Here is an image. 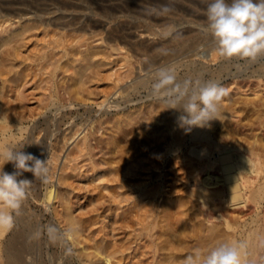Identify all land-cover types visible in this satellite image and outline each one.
<instances>
[{
  "label": "rangeland",
  "instance_id": "rangeland-1",
  "mask_svg": "<svg viewBox=\"0 0 264 264\" xmlns=\"http://www.w3.org/2000/svg\"><path fill=\"white\" fill-rule=\"evenodd\" d=\"M9 1L0 0V23L8 19L3 25L10 30L2 35L0 29L3 41L10 36L0 45V117L9 119L0 143L47 159L52 179L44 184L31 173L21 177L33 179L32 194L15 228L0 234V263L10 264L6 245L26 256L16 264H182L195 249L207 252L224 242L223 225L214 231L218 238L200 232V210L188 202L183 179L189 160L180 157L182 150L169 152L172 132L180 128L174 117L183 113L152 96L153 75L172 67L181 81L225 87L221 114L208 130L222 143L264 155V57L249 62L216 55L204 31L212 0ZM3 167L15 171L11 163ZM157 174L164 191L153 207L169 197L183 205L173 234L165 221L156 225L153 239L163 247L152 263V255L143 253L145 238L133 231L135 183ZM225 211L255 228L251 217L255 211L264 215V204L245 215L228 206ZM49 224L62 232L71 225L79 230L67 241L52 242L43 231ZM194 233L203 241L195 242ZM10 234L18 239L6 244ZM260 255L248 264H264V249Z\"/></svg>",
  "mask_w": 264,
  "mask_h": 264
},
{
  "label": "bare ground",
  "instance_id": "bare-ground-1",
  "mask_svg": "<svg viewBox=\"0 0 264 264\" xmlns=\"http://www.w3.org/2000/svg\"><path fill=\"white\" fill-rule=\"evenodd\" d=\"M14 2L16 1L13 0V3ZM2 3H3V0H2ZM17 3H18V0H17ZM0 7L2 8V6ZM6 20L8 19H3L0 23V27H1L0 29H2L1 30L2 35L4 32L10 31L7 26L3 25V23ZM66 25H67V22H66ZM2 35H0V45H4L6 41L9 40V37H10L9 36L6 39V41H3L5 38L2 37ZM61 37L62 36H60V38ZM69 37L71 36L69 35ZM83 37L84 36L82 35V38ZM2 42H4V44H1ZM192 46L190 45V47ZM165 56H163V58H165ZM154 60L151 59L152 62ZM159 62H160V59H159ZM174 119H175L176 124H178L180 128H177L178 130H175L174 132H172L169 152H176V150H182L180 157L188 158L189 160L188 161L189 165L183 167L184 168L183 179L186 185V191L188 193V198H189L188 202L191 201L192 202L191 204L198 206L200 210L199 214L196 215V217H200V216L202 217V220L201 219L198 220V223L201 226L200 232L208 236L214 235L211 237V239L218 238L219 236H221V234L214 233V231L217 229L218 226L223 225L225 229L222 227L223 230H220V231L223 232L222 235L224 236V242L229 241V240L246 242V245H247L246 250H245L246 256L244 258L246 260H248L249 258L250 260H256L259 257L261 250L264 249V228L261 229V227H264V215H260L259 214L260 211L259 212L255 211V213L253 212L254 214L251 217V221L256 222L258 224L255 228H247L246 223H245L247 220H245L243 224L240 223L239 220L227 215L225 208L228 206V207H231V210L238 211L240 209V211H242L245 215L247 213H250L253 207L260 208V206L264 204V161L261 160V156H264V155H260L261 153L255 152L252 149L242 150L238 147L235 148L226 142L225 143L220 142L219 140L215 139L213 134L208 130L207 126L203 128L193 127L191 130H186V128L182 127L180 123L178 122V117H174ZM0 120H2V124L0 125V133L1 135H4L3 137L5 138V133L8 130L7 126L9 123V119L6 116V114H2V116L0 117ZM159 175L161 176V174L149 175L147 182H144L143 180L144 183H140V182L135 183V186H136L135 187V199L138 202V204L136 205L138 211L136 214V221L134 222V225L136 227L134 228L133 231H134L135 237L141 238L143 236V238H145V242H147L148 248H146L143 251V253L152 255L151 256L152 263L156 259V256L159 255L157 251H159L161 247H163V245L160 244V242H156L153 239V236L155 233L154 229L156 228V225L158 224L159 221H165L164 225L167 226L170 230V233L173 234V232L178 230L177 226L179 225V222H180V219L178 218V216H176V214L179 213L178 210L183 205L181 201H179L178 204L176 203L171 204V201L174 197H169V198H165L164 202L159 204V206L162 207L161 210H158L159 206L157 208L153 207V202L155 198L164 191L163 180L160 178L157 179L158 177H160ZM52 190L49 191L47 200H50V198H52ZM224 202H226L227 204ZM216 220H220V223H218ZM222 228H219V229H222ZM246 229H248L247 230L248 232H246ZM20 233H22V230ZM195 235H196L195 242L197 241V243H200V241H203L202 240L203 235H201L200 233H197ZM15 236L14 235L9 236L6 239V244L10 243L12 240L18 239V237L15 238ZM177 238L178 239L180 238L179 235ZM16 241L17 242L19 241L20 243V239ZM7 247L5 245V248L3 249L5 257H6L5 260L7 262H10V264L11 262L16 264L22 261L23 258H25L26 260V256L22 257L18 251L16 252L11 251ZM14 247L18 249L17 245ZM139 247L140 245L136 243L134 250L136 251ZM1 260L2 259H0V262ZM102 260L103 261L106 260L105 261L106 263L110 262L109 258L107 257L105 258L104 255L102 256Z\"/></svg>",
  "mask_w": 264,
  "mask_h": 264
},
{
  "label": "clouds",
  "instance_id": "clouds-1",
  "mask_svg": "<svg viewBox=\"0 0 264 264\" xmlns=\"http://www.w3.org/2000/svg\"><path fill=\"white\" fill-rule=\"evenodd\" d=\"M206 17L204 31L212 37L219 58L255 62L264 57V0H212ZM153 79L152 96L164 100L168 108L182 110L178 122L186 130L203 128L219 119L223 98L228 95L219 83L191 78L181 81L172 67L156 69ZM7 163L13 165L14 172L3 170ZM24 173H31L44 184L52 179L47 159L0 143V234L15 228L16 217L32 194L33 179L21 178ZM43 231L52 242L66 241L74 237L78 226L71 225L62 232L49 224ZM246 247L244 241L229 240L207 252L195 249L182 264H248Z\"/></svg>",
  "mask_w": 264,
  "mask_h": 264
}]
</instances>
